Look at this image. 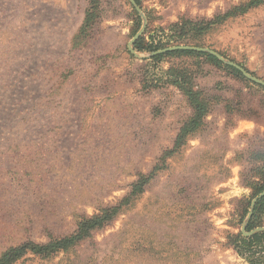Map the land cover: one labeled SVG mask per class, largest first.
Instances as JSON below:
<instances>
[{
    "label": "rangeland",
    "instance_id": "1",
    "mask_svg": "<svg viewBox=\"0 0 264 264\" xmlns=\"http://www.w3.org/2000/svg\"><path fill=\"white\" fill-rule=\"evenodd\" d=\"M250 1L137 4L148 34L161 37L159 27L213 19ZM88 11L93 28L78 37ZM137 15L142 27L130 0H0V257L71 236L83 219L120 206L70 250L15 264H250L229 236L264 232H254L264 219L247 230L264 191L254 190L264 167V86L184 61L211 110L172 154L193 109L174 87L144 90L143 72L161 76L170 60L130 52ZM199 45L192 47L214 50L264 82V3Z\"/></svg>",
    "mask_w": 264,
    "mask_h": 264
},
{
    "label": "trees",
    "instance_id": "2",
    "mask_svg": "<svg viewBox=\"0 0 264 264\" xmlns=\"http://www.w3.org/2000/svg\"><path fill=\"white\" fill-rule=\"evenodd\" d=\"M136 1L141 5L140 0ZM263 3L264 0H251L245 5L235 6L227 13L209 20L196 21L193 19H181L177 22L168 24L166 27H159L161 37L148 34L149 28H147L145 34L135 42L133 46L134 50L142 53H153L174 46H200L199 42L202 37L213 28L223 24L229 18L243 15ZM92 17V13L88 11L78 37H86L88 32L93 28L94 22ZM141 24V19L137 15L135 34L141 28ZM149 60L154 63L166 60H170V62H168L169 66L163 71L161 76L150 74V71L148 70L143 72L142 84L144 90L150 92L155 89L174 87L184 96L190 107L193 109V116L183 124L178 133L175 140V148L171 152L172 154L181 149L186 143H188L190 138L197 134L200 128L204 125L211 110L210 103L204 96L206 92H204L196 82L197 73L189 70L184 61H194L195 66L200 62L210 63L224 69L237 79L245 80V77L237 69L224 66L221 61L210 54L193 50L168 51L162 54L153 55ZM173 60H179L180 62H173ZM153 175L154 173L150 176H142L134 185L131 195L136 196L143 193L144 188L149 184L151 179H153ZM260 177L261 181L254 184L255 195H258L264 190V167L261 169ZM129 199L125 200V203H128L127 201H129ZM120 211V206L104 208L101 210L100 214L91 218L83 219L80 222L77 231L71 236L55 239L47 244L27 242L16 248L9 249L0 257V264H15L28 254L41 257H52L59 252L68 251L71 247L76 246L78 243L91 237L94 231L103 228L105 225L113 221L119 215ZM263 219L264 198L256 204L247 230L251 231L262 226ZM229 238L230 246H232L240 256L248 259L250 264H264V232L255 233L250 237H243L241 233L232 234ZM259 253H262L261 257H257Z\"/></svg>",
    "mask_w": 264,
    "mask_h": 264
},
{
    "label": "water",
    "instance_id": "3",
    "mask_svg": "<svg viewBox=\"0 0 264 264\" xmlns=\"http://www.w3.org/2000/svg\"><path fill=\"white\" fill-rule=\"evenodd\" d=\"M131 4L133 5V7L136 9V11L139 13V15L141 16V18L143 19V25L140 29V31L135 35V37L131 40V42L129 43V50L132 54H134L136 57H140L139 54L133 49V46L135 44V42L144 34L146 27H147V20L146 17L144 16L142 10L138 7V4L135 0H130ZM173 50H193L196 52H201V53H207L210 54L214 57H216L219 61L223 62L224 64H226L227 66L233 67L235 69H237L238 71H240L242 73V75L244 77H246L247 79L264 86V82L259 80L256 77H253L252 75H250L242 66H240L239 64L232 62V61H228L226 60L223 56H221L218 52L211 50V49H207V48H201V47H192V46H175V47H170V48H166L163 50H160L158 52H155L153 54H151L150 56L156 55V54H162L168 51H173ZM149 56V57H150ZM264 197V191L252 202L251 205V212L248 216V220L247 222L250 220L252 214H253V210L256 206V203L258 202V200L262 199ZM246 222V223H247ZM245 226L243 227V234L244 235H249V233H247L245 230ZM264 230V228H258L257 230H255L254 232L257 231H262Z\"/></svg>",
    "mask_w": 264,
    "mask_h": 264
}]
</instances>
